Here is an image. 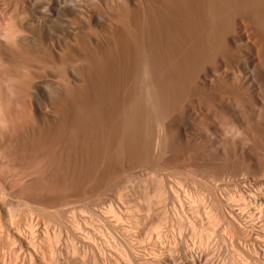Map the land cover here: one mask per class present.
<instances>
[{
  "label": "rangeland",
  "instance_id": "obj_1",
  "mask_svg": "<svg viewBox=\"0 0 264 264\" xmlns=\"http://www.w3.org/2000/svg\"><path fill=\"white\" fill-rule=\"evenodd\" d=\"M85 1L90 22L56 13L63 0H0V222L19 228L0 230V264H131L122 247L165 264L180 240L200 264L243 260L220 224L200 250L188 221L205 210L188 203L210 185L250 219L238 195L264 171V0ZM65 16L79 32L51 46Z\"/></svg>",
  "mask_w": 264,
  "mask_h": 264
},
{
  "label": "bare ground",
  "instance_id": "obj_2",
  "mask_svg": "<svg viewBox=\"0 0 264 264\" xmlns=\"http://www.w3.org/2000/svg\"><path fill=\"white\" fill-rule=\"evenodd\" d=\"M114 1V0H112ZM111 1V2H112ZM118 1V0H117ZM109 2V1H108ZM107 0L105 1V5L106 7H108V3ZM125 2V0H124ZM173 4V2H172ZM175 5V4H174ZM173 5V6H174ZM180 4H178L179 6ZM89 3L88 2H84V3H75L74 0H63V3L58 5L57 8H56V13L61 10V11H64L66 13H76L78 15V18L81 19V21H85L86 19L88 20V18L85 16L84 12L86 11L85 8H88ZM176 7V5H175ZM85 9V11H84ZM108 10V9H107ZM110 10V9H109ZM89 11V9H88ZM87 11V12H88ZM127 11V10H126ZM125 11V12H126ZM135 11V10H134ZM119 12V11H118ZM124 12V13H125ZM128 12V11H127ZM126 12V13H127ZM117 14V13H116ZM121 14V13H120ZM129 14V13H128ZM133 13L131 12V14L129 15L131 17ZM76 15V16H77ZM88 15V14H87ZM122 15V14H121ZM125 15V14H124ZM264 15V14H263ZM90 17V15H88ZM127 16V15H126ZM261 16V15H260ZM259 16V17H260ZM111 17V16H109ZM108 17V18H109ZM118 17V16H117ZM120 17V16H119ZM118 17V18H119ZM122 17V16H121ZM129 17V18H130ZM115 18V17H113ZM262 18V17H261ZM90 19V18H89ZM93 19V17H92ZM91 19V20H92ZM95 19V18H94ZM97 19V18H96ZM110 19V18H109ZM259 19V18H258ZM264 19V17H263ZM62 27H63V30L61 31L63 34H55L54 32H49L48 33V40L50 41V45L52 46V39H56L54 40L55 43L59 44L58 46H61L60 44H62L63 46L66 47V43H69V39L70 37L72 36H75L78 32H79V29L80 28H76L74 22H72L71 18L69 19V17H64L62 19ZM86 20V21H87ZM116 20V19H115ZM125 20V19H124ZM80 21V20H79ZM89 21V20H88ZM111 21V20H110ZM123 21V20H122ZM261 21H264V20H261ZM90 22V21H89ZM106 22V21H105ZM78 27V26H77ZM125 33V31H124ZM131 33V32H130ZM123 34V33H122ZM126 35V33H125ZM129 35V34H127ZM122 36V35H120ZM135 36V35H134ZM136 37V36H135ZM73 38V37H72ZM128 38V36H127ZM124 39V38H123ZM126 39V38H125ZM252 69V68H251ZM252 71V70H251ZM250 69L248 68V66L244 65V75H245V78L246 77H249L251 74H250ZM248 79V78H247ZM148 97V96H147ZM149 105V103H148ZM160 120V119H159ZM162 123V122H161ZM163 124V123H162ZM160 125L157 124V132H155L157 134V137H156V141H155V146L156 147H159V132L160 130L162 131V129H160ZM147 129V128H145ZM150 129V128H149ZM148 129V130H149ZM233 130V129H232ZM147 131V130H146ZM234 131H236L234 129ZM144 133V132H143ZM237 133V132H236ZM236 135V134H235ZM161 140V139H160ZM161 146V145H160ZM160 148V147H159ZM158 150V149H157ZM264 168V167H263ZM264 170V169H263ZM261 172V171H260ZM263 174L261 175L262 178L258 180L257 182V188L254 190L252 187H249V188H241L239 189V197L240 199H242V201H246L245 202V209L246 211L248 212V216L250 217L249 221H244V214H242L241 212H236V210H232L227 208L226 206L228 205H225L226 203H229L227 202L228 199L230 198L227 196V199L224 198V196L222 197L223 194H219L218 193V190L212 188V186L210 187V185H208V188L204 190V192L202 191L201 193H197V198L196 199H192L189 200V203L188 205L193 202V203H197L198 204H203L205 205L206 204V207L202 205V207L204 208L205 211H202L203 212V218L201 217V214L200 213H197V214H200V215H197V216H191V219L189 218L190 216H188V218L190 219V221H188L189 223V228H190V233H191V230H192V233L193 235L198 238L197 240L199 241V247H200V250L204 251V253H209L207 251H205L206 249H208L207 245H208V241L210 239V236H211V233L213 232V228L216 226V228L219 226V224L221 225V229L223 230V233L225 235V237H228L230 239L229 242H231V244H233L232 242L234 241V243L236 244V249H237V253H239L242 258L245 259V262L243 260H241V258L239 257V261L236 260L235 258L233 257H229V255L231 254H228L227 258L225 259V262L224 260L221 261V264H264V251L262 250V245H263V242H264V171H262ZM207 187V185L205 186ZM164 188V187H163ZM161 189L160 191V196H159V199L161 201L162 197V202L163 201H166L167 199H172L173 198V194L170 192V191H166L165 189ZM206 191V192H205ZM198 192V191H197ZM200 192V191H199ZM230 193V192H229ZM237 194H238V190H237ZM195 195V194H194ZM225 195V194H224ZM233 196V195H232ZM235 197V196H234ZM237 198V197H236ZM232 200V199H231ZM239 201V200H238ZM192 203V204H193ZM237 203V201H236ZM242 204V203H241ZM187 205V206H188ZM195 205V204H194ZM230 205V204H229ZM243 205V204H242ZM194 207V206H193ZM231 207V206H230ZM198 208V207H197ZM196 208V209H197ZM202 208V209H203ZM241 208V207H240ZM235 209V208H234ZM243 209V208H242ZM244 209V210H245ZM256 209V210H255ZM198 210V209H197ZM249 210H252V211H249ZM1 211V210H0ZM4 211V210H3ZM116 210L112 207H108L107 211H106V214H111V216H117V211L115 212ZM238 211V210H237ZM241 211V210H240ZM243 211V210H242ZM199 212V211H198ZM1 214V213H0ZM247 214V213H246ZM256 214H259L258 217L256 216ZM247 216V217H248ZM5 217H7L9 220H11L12 218V214H10V211L8 209L5 210ZM165 217V216H164ZM179 217V216H178ZM187 217V216H186ZM184 217V218H186ZM201 217V218H200ZM177 218V217H176ZM174 216H167L166 217V221H169V224L171 225H175L177 224L180 231L181 229L183 228V226L185 228H187L185 226V224L187 223V221L185 220L186 223H184L181 218V220H177ZM247 219V218H246ZM257 219H259L261 222L260 224L262 223V226H258L256 225L258 223ZM165 220V219H164ZM1 221V220H0ZM166 221H163L166 223ZM257 223H256V222ZM77 223V221H76ZM75 223V224H76ZM187 223V224H188ZM78 224H81L78 222ZM77 224V225H78ZM168 224V223H167ZM173 225V227H174ZM12 226L13 229H17V231L19 230V228H16L14 226V224H9V225H6V224H2V222H0V230L7 233V238H9V227ZM74 226V225H72ZM81 226V225H79ZM78 227V226H77ZM158 227V226H157ZM182 227V228H181ZM72 228V227H70ZM74 228V227H73ZM72 228V229H73ZM76 228V227H75ZM80 228V227H79ZM156 228V227H155ZM189 228L187 229V231L189 230ZM157 229V228H156ZM159 229V228H158ZM157 229V230H158ZM178 229V228H177ZM178 229V230H179ZM218 230L220 229L219 227L217 228ZM161 230V229H160ZM184 230V228H183ZM158 232V231H157ZM214 232H215V229H214ZM219 232V231H218ZM16 233V232H15ZM20 233V234H19ZM94 233V232H93ZM92 233V234H93ZM159 233H161V231H159ZM163 233V231H162ZM221 233V232H220ZM25 234V233H24ZM83 234V233H82ZM88 234V233H87ZM18 235V238L17 239H13V237L11 238L10 237V240L12 239V243H15L16 241V244H18V251L21 249H23V242H24V237H23V234L21 235V231L17 233ZM86 235V234H85ZM217 235V234H216ZM27 236V235H26ZM90 236V235H88ZM98 236V235H97ZM162 235H159L158 234V237L157 238H162L161 237ZM220 236V235H218ZM93 236H90L88 238H92ZM176 237V236H174ZM212 237V236H211ZM214 237V236H213ZM212 237V241H213V238ZM28 238V237H27ZM84 236L82 235V240H83ZM172 238H173V235H172ZM178 238V237H177ZM81 239V238H80ZM86 239V238H85ZM180 240V238H178ZM224 240L223 241H226L225 238H223ZM227 239V240H229ZM91 240V239H90ZM174 240H176L174 238ZM241 240V241H240ZM26 241V239H25ZM88 241V239H87ZM92 241H94L92 239ZM91 241V242H92ZM178 241V240H177ZM183 240H180V243L178 244V247L176 250L177 252H179L178 254V257L179 258H174L175 255L177 254H174V257L172 258L171 256H168L166 257L165 259V264H174L176 262V260H180V262L178 264H200L201 261H203L202 259V252L198 255V254H195L197 252L194 253L193 250L189 249L186 247V245H183ZM223 241L221 240V242L223 243ZM242 242L240 244V242ZM175 242V241H174ZM239 242V243H238ZM177 243V242H176ZM262 243V244H261ZM107 244V243H106ZM230 244V243H228ZM233 244V245H235ZM243 244V245H242ZM26 245V244H25ZM101 245V244H100ZM177 245V244H175ZM174 245V246H175ZM198 245V243H197ZM226 245V244H225ZM33 245L28 246L27 245V249L26 251H29V254L31 252H35L37 250V248L35 247H32ZM109 246V245H108ZM195 246V245H194ZM211 246V245H210ZM209 246V247H210ZM121 247V246H120ZM234 247V246H233ZM87 248L88 250L93 254V257L95 260L98 261V263L101 261V263H109L108 261H110V257L107 258L105 257L104 253H106L104 251L105 247L104 246H99L94 244L93 243H89L87 244ZM116 248V247H115ZM193 248V247H192ZM211 248V247H210ZM232 247H230L231 249ZM25 249V247H24ZM36 249V250H35ZM121 248H116L115 250H119ZM123 250H120L119 252L122 254L120 257L123 256V259H125V261H128L132 264V262L136 263L137 264V261H138V256L132 251V249L128 248L126 249V251L124 250V248L122 247ZM170 249V248H168ZM235 248L233 250H236ZM106 250V249H105ZM163 250V249H162ZM175 250L174 253L176 252ZM25 251V250H24ZM115 251V252H116ZM172 251V250H171ZM229 251V250H228ZM119 252L117 254H119ZM213 252V250H212ZM215 252V251H214ZM223 252V251H221ZM226 252V251H225ZM230 252V251H229ZM165 253V252H164ZM170 253V252H168ZM173 253V252H172ZM171 253V255H172ZM235 253V251H234ZM36 254V253H35ZM38 254V253H37ZM202 254V255H201ZM210 254V253H209ZM225 254V253H223ZM33 255V254H32ZM170 255V254H169ZM207 255V254H206ZM226 255V254H225ZM224 255V256H225ZM236 255V254H235ZM238 255V254H237ZM239 255V256H240ZM50 256L52 257V253H50ZM102 256H104L105 258L107 259H104ZM118 256V255H117ZM222 256V254H221ZM222 256V257H224ZM231 256V255H230ZM234 256V255H233ZM32 257V256H31ZM209 257V256H207ZM214 257V256H212ZM216 258V257H215ZM122 259V260H123ZM164 259V258H163ZM162 259V260H163ZM112 260V259H111ZM155 261V260H153ZM124 262V260H123ZM163 262V261H162ZM207 262V261H206ZM220 262V261H219ZM133 263V264H134ZM152 263V262H151ZM158 263V261H157ZM160 263V262H159ZM177 263V262H176ZM208 263V262H207Z\"/></svg>",
  "mask_w": 264,
  "mask_h": 264
}]
</instances>
